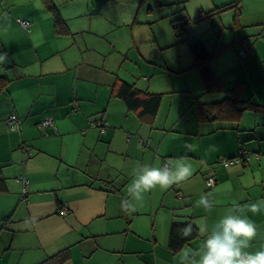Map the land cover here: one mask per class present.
Masks as SVG:
<instances>
[{"label":"crops","instance_id":"0c3cea01","mask_svg":"<svg viewBox=\"0 0 264 264\" xmlns=\"http://www.w3.org/2000/svg\"><path fill=\"white\" fill-rule=\"evenodd\" d=\"M51 4L64 19L62 33ZM231 4L239 9L238 18L237 9L230 8L193 24V34L206 40L208 21L218 20L206 40L210 47L219 31L226 45L248 37L245 57L227 48L212 69L225 91L237 89L259 108L246 109L239 122L223 123L197 119L200 96L189 82L207 92L193 57L171 70L157 63L151 51L160 36L148 25L149 17H142L156 11L147 2L0 0V53L6 55L0 76L11 79L0 94V264H40L66 248L70 257L64 264H179L185 249H199L204 233L199 230L175 251L169 246L172 222L192 220L199 229H211L230 209L257 227L247 250L264 248V210H250L264 199V0L184 3L190 17ZM119 64L138 80L147 77L149 85L121 76ZM118 78L142 90L171 93L168 111L163 113V102L155 119L139 117L113 91ZM173 78H185L187 88H177ZM167 80L166 90L157 85ZM223 91L209 92L205 102L222 99ZM12 113L22 119L21 130L11 131ZM46 117L52 125L42 129ZM242 150L249 151L243 163L219 161L245 154ZM176 159L192 165L191 177L153 189L145 203H131L129 186L138 164L160 166ZM209 174L217 180L210 192ZM21 175L28 180L25 197ZM202 195L210 200L207 209L198 205ZM125 201L136 208L123 206Z\"/></svg>","mask_w":264,"mask_h":264},{"label":"trees","instance_id":"16d2710c","mask_svg":"<svg viewBox=\"0 0 264 264\" xmlns=\"http://www.w3.org/2000/svg\"><path fill=\"white\" fill-rule=\"evenodd\" d=\"M186 1L187 0H174L173 2H171L172 5L173 4L178 5V7H175V8L176 9L179 8V10H176L175 13H184L186 11L185 5H184ZM143 2H147L148 9L154 12L155 11L157 12L161 8L166 6V3L164 2V0H143ZM230 8H236V6L233 4L226 5L225 7L221 8L220 11L215 10V11L208 12V13H201L195 18L190 17L187 13L182 14L180 17L173 16L171 18V24L173 26L175 33L178 32L177 36H181L182 35L181 33H187V34L189 33L186 38L188 40L189 39L191 40L190 33L192 32H189V25L199 22L200 20H203L206 17L211 18L214 15L219 14V12H221L222 10L230 9ZM49 9L54 14L57 31L60 33L64 32L65 31V29H63L64 19L60 15L58 9L55 7V5H52V4L49 5ZM236 9H237L236 18H238L240 16V11L238 8ZM180 30L182 31L181 33H180ZM215 34H216V37H215L216 41L212 47H210L207 44V41L203 37H196L194 34H193L192 40L188 43L190 54L193 57L192 67L199 70L203 78L205 92L207 93L223 91V90L225 91L222 80L215 75L212 69V62L216 58H218L227 48H230V47L237 48L240 57H245L250 51L248 37L237 38L230 45H226L221 40V31ZM177 43L178 42L170 43V44H167L168 46H165V47L158 44L155 48H152L151 53L154 56H157L155 58L158 59V55H161L160 51L162 50V48L171 47ZM162 61L163 63H158V60H157V63L159 64V66H161L165 70H171V66L167 64L166 60L164 59ZM10 80L11 79H9V77L6 75L0 76V94L6 91ZM236 90L237 89H227L225 91L226 96L214 102H203L201 101L199 97H196L195 104H196L197 119L200 122H206V121H211V122L220 121L223 123L239 122L242 119V115L246 109L259 108V105L253 103L251 100H243L237 94L238 92H236ZM113 91L115 92L117 97L123 100V102L126 104L127 108L130 111L134 112L141 118L147 117L150 119L156 118L163 102L165 101L166 95L171 94L165 91L164 92H150L148 90H142L138 88L135 83L127 81L125 79H121V78H118L116 80L115 84L113 85ZM11 115H16V114L12 113ZM47 119H50L51 123L48 125H44V121ZM19 120H20V124L15 129H12V125L10 124L11 131H17V130L22 129L23 121L21 118H19ZM52 121H53L52 118L46 117L39 124V126L42 129H47L49 126L52 125ZM242 151L243 153L245 152L249 153L248 150H242ZM246 154L247 153L240 154L239 156H236L233 158H226V159L227 160L239 159V162H236V163H243L248 157ZM222 159H219V161L221 162ZM165 164H170V163L168 161H165L164 165ZM210 175H213V174H209L207 176L206 182L208 181V178ZM108 183L109 185L110 184L113 185L112 181H108ZM104 184H107V183H104ZM207 186H208L209 192L214 189V187H210L208 185V182H207ZM116 190H119V189H116ZM189 224L193 226V234L191 237L184 238L182 237L181 233L183 231L184 226L189 225ZM198 234H199V228L196 225V223L193 222L192 220L185 221V222L175 220L172 222V225H171L169 246L170 248L176 251L180 249L184 244L192 240L193 238H196ZM69 257H70V250L69 248H66L50 256L48 259H46L40 264H64L69 259Z\"/></svg>","mask_w":264,"mask_h":264},{"label":"clouds","instance_id":"9594fccd","mask_svg":"<svg viewBox=\"0 0 264 264\" xmlns=\"http://www.w3.org/2000/svg\"><path fill=\"white\" fill-rule=\"evenodd\" d=\"M6 55L0 53V63ZM134 179L129 186V194L136 201L143 199L145 193L153 189L168 188L183 182L192 176V165L183 159L173 163L153 166L138 164L133 169ZM123 206L134 208L125 201ZM198 205L207 209L210 200L202 195ZM238 207V206H237ZM250 210L259 213L264 210V199L252 203ZM204 233L203 241L198 250L185 249L179 257V264H264V248L248 251L250 242L257 235L255 223L247 216H242L234 209L228 210L211 229L200 228ZM193 234V226L185 225L181 233L188 238Z\"/></svg>","mask_w":264,"mask_h":264},{"label":"rangeland","instance_id":"374dc122","mask_svg":"<svg viewBox=\"0 0 264 264\" xmlns=\"http://www.w3.org/2000/svg\"><path fill=\"white\" fill-rule=\"evenodd\" d=\"M174 0H164V2L166 3V6H164L163 8H161L159 11L156 12L155 16L153 15H150L148 14L147 12L145 14L142 15V17H149V19L147 20H144V21H147L149 24V26L152 27V30L156 33H159V43L161 44V41L163 40L164 42L166 41H170L172 40L173 43L175 42H178L177 44L171 46V47H166V48H162V50L160 51L161 52V55H158V63H163L162 60H167L168 61V65L170 66H174V67H178L180 68V66L182 65V67H185L183 66L186 62L188 61H191V54H190V51H189V47H188V43L192 40L193 38V32H194V26L193 24L189 25V32H192L190 33V36H191V40L187 39L186 37L188 36L187 33H181L182 31L180 30V33L182 34L181 36H177V33L172 32V25H171V18L173 16L175 17H180L182 14H185L187 12H184V13H175L176 10H179L176 9L175 7H178V5H172L171 2H173ZM175 8V9H174ZM190 14H192L191 16H197L198 13H196L195 11L193 12H190ZM213 21H215V23L218 22V20H210L208 21V27H209V30L207 31L208 34L210 35L214 30L215 27H217L216 25H214V28H212V23ZM147 26V27H149ZM207 27V28H208ZM165 28L168 29V31L165 30ZM174 30V29H173ZM188 31V29H187ZM205 31V30H204ZM226 31V34L228 35V38L231 37L230 35H232V33L229 31V30H224ZM170 35H173V37H171ZM209 35L206 37V40H208V37ZM227 37V36H226ZM164 47L165 46H168L167 43H164L163 45ZM160 47V46H159ZM125 48V46H124ZM118 50V49H117ZM126 51V49H125ZM159 51V50H158ZM159 53V52H158ZM113 54V53H111ZM180 56V60L181 62H179V59H177V57ZM133 63V62H132ZM131 62H129L128 65H130ZM133 65L136 67L135 63H133ZM120 66L121 64H119L117 66V69H118V72L121 71L120 69ZM194 70V69H193ZM136 72V70H135ZM122 75L121 76H124L128 79V77L132 78L133 80L136 79L137 80V84L138 86L142 87V86H148L149 85V80H147V82L143 79H147V77H144V78H140L138 80V77H132L131 74H127L126 73V69L123 68V70L121 71ZM138 74V73H137ZM142 74H146L145 71L142 72ZM140 75V74H138ZM137 75V76H138ZM190 77V75H188ZM174 81H175V86L178 88V87H182V88H187L186 86L188 85V81L185 80V78H173ZM192 78H190L191 80ZM164 85L162 86L161 85V82L157 83V85L159 87H162V89L166 90L167 87L169 88L170 87V82L169 80L165 81L163 83ZM192 90H193V94H195V96H200L201 100L202 101H207V97H211L213 94L211 93H204L203 92V87H200V86H197L194 82H189ZM167 87H166V86ZM155 87V84L152 86V88ZM180 99V98H178ZM169 104H170V100L168 98L165 99L164 101V104H163V113H165L166 111H168V108H169ZM184 105H185V101H184ZM160 122V121H159ZM128 190V189H127ZM150 193V192H148ZM146 194V193H145ZM145 194L143 196V199L141 200L142 203H145ZM152 197V195H151ZM131 203H133V198L131 197L130 199ZM135 203L139 202L140 201H136L134 199ZM134 205V208H136V205L135 204H132Z\"/></svg>","mask_w":264,"mask_h":264},{"label":"built area","instance_id":"2783aa9c","mask_svg":"<svg viewBox=\"0 0 264 264\" xmlns=\"http://www.w3.org/2000/svg\"><path fill=\"white\" fill-rule=\"evenodd\" d=\"M21 24L24 26V27H27L28 26V24H29V22L28 21H26V20H23V21H21ZM9 123L12 125V129H15L17 126H19V124H20V120H19V118L16 116V115H11L10 116V118H9ZM51 123V120L50 119H47V120H45L44 121V125H48V124H50ZM222 161H223V163H225V164H230V163H236V162H239V159H235V160H227V159H222ZM19 180H20V182L23 184V189H22V191H23V197H25L26 196V194H27V192H28V180L26 179V177H25V175H21L20 176V178H19ZM208 185L210 186V187H214L215 186V184H216V182H217V180H216V178H215V176H213V175H210L209 176V178H208ZM62 213H65L66 212V210L65 209H63L62 211H61Z\"/></svg>","mask_w":264,"mask_h":264}]
</instances>
